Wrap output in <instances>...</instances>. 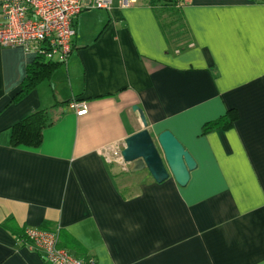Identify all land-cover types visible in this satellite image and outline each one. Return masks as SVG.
Returning a JSON list of instances; mask_svg holds the SVG:
<instances>
[{
    "label": "crops",
    "instance_id": "crops-1",
    "mask_svg": "<svg viewBox=\"0 0 264 264\" xmlns=\"http://www.w3.org/2000/svg\"><path fill=\"white\" fill-rule=\"evenodd\" d=\"M177 7L83 10L67 59L53 57L61 64L20 101L37 52L0 44V264H50L20 240L30 227L96 264H264V0ZM65 101L39 146L11 145L13 124ZM134 106L153 136L171 130L195 158L186 186L147 169L118 181L129 171L103 150L143 128ZM229 109L233 127L202 134Z\"/></svg>",
    "mask_w": 264,
    "mask_h": 264
},
{
    "label": "built area",
    "instance_id": "built-area-1",
    "mask_svg": "<svg viewBox=\"0 0 264 264\" xmlns=\"http://www.w3.org/2000/svg\"><path fill=\"white\" fill-rule=\"evenodd\" d=\"M114 0H0V44L3 47H22L27 51L48 48V56L66 60L72 51L76 34L75 19L85 9H110ZM69 107L77 115L86 114V104L73 99ZM125 143L104 148L110 163L128 170L122 150ZM27 245L40 248L50 264H96L85 261L59 245L58 233L39 228H26Z\"/></svg>",
    "mask_w": 264,
    "mask_h": 264
},
{
    "label": "trees",
    "instance_id": "trees-1",
    "mask_svg": "<svg viewBox=\"0 0 264 264\" xmlns=\"http://www.w3.org/2000/svg\"><path fill=\"white\" fill-rule=\"evenodd\" d=\"M180 0H150L154 7H163L165 10L174 9L178 13ZM48 48L41 46L37 51L34 61L27 66L26 76L21 83V89L13 101H20L28 95L44 79H49L54 69L61 63L48 56ZM71 101V100H70ZM70 101L58 102L55 105L35 110L25 118L17 121L10 127V142L13 147L33 148L39 146L43 141L44 130L53 125L62 113L58 112L59 107L68 104ZM238 114L235 109H229L225 115L218 119L206 122L202 127V134H206L216 128H231L235 125ZM22 243L27 244L25 230L20 234ZM60 245V243H59ZM63 247L62 245H60ZM64 248V247H63ZM66 249V248H65ZM70 252V251H69ZM88 261L90 257H79Z\"/></svg>",
    "mask_w": 264,
    "mask_h": 264
},
{
    "label": "water",
    "instance_id": "water-1",
    "mask_svg": "<svg viewBox=\"0 0 264 264\" xmlns=\"http://www.w3.org/2000/svg\"><path fill=\"white\" fill-rule=\"evenodd\" d=\"M133 109L138 111L143 128L125 138L122 154L130 172L147 169L158 183L172 176L180 186H186L197 167L195 158L171 130L153 136L143 110L139 106Z\"/></svg>",
    "mask_w": 264,
    "mask_h": 264
},
{
    "label": "rangeland",
    "instance_id": "rangeland-1",
    "mask_svg": "<svg viewBox=\"0 0 264 264\" xmlns=\"http://www.w3.org/2000/svg\"><path fill=\"white\" fill-rule=\"evenodd\" d=\"M167 14H168V12H167ZM172 20V18L169 16V15H167V16H163V21H164V24H165V26H166V24L168 25L169 24V26H166L167 27V30H174V29H177L178 28V23H173V22H170ZM170 22V23H169ZM182 26H180V28H181ZM171 33V32H170ZM54 59H57V56H54ZM147 177H149V173L147 172V171H145V170H141V171H137L136 173H132V172H121L120 174H119V176H118V181L120 182V181H123V179H131V180H138V181H141V180H143V179H145V178H147ZM121 179V180H120Z\"/></svg>",
    "mask_w": 264,
    "mask_h": 264
},
{
    "label": "flooded vegetation",
    "instance_id": "flooded-vegetation-1",
    "mask_svg": "<svg viewBox=\"0 0 264 264\" xmlns=\"http://www.w3.org/2000/svg\"><path fill=\"white\" fill-rule=\"evenodd\" d=\"M123 148H124V147H123ZM124 160H125V159H124ZM126 163H128V162H126ZM128 167H129V168H128V171H130V170H129V169H130V164H129V163H128Z\"/></svg>",
    "mask_w": 264,
    "mask_h": 264
}]
</instances>
